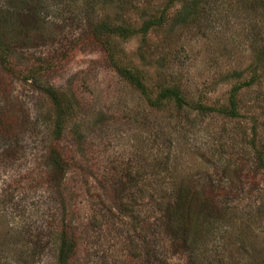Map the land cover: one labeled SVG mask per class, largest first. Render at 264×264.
Listing matches in <instances>:
<instances>
[{
    "label": "rangeland",
    "instance_id": "1",
    "mask_svg": "<svg viewBox=\"0 0 264 264\" xmlns=\"http://www.w3.org/2000/svg\"><path fill=\"white\" fill-rule=\"evenodd\" d=\"M40 1L39 15L13 17L0 0L1 25L24 46L0 62V264H59L63 219L80 235L76 264H264V0H201L194 13L193 0ZM161 15L112 42L140 89L90 24ZM28 71L76 97L59 140ZM175 87L181 105H151ZM53 147L69 162L64 180L51 175ZM179 188L200 206L185 235L162 205Z\"/></svg>",
    "mask_w": 264,
    "mask_h": 264
},
{
    "label": "trees",
    "instance_id": "2",
    "mask_svg": "<svg viewBox=\"0 0 264 264\" xmlns=\"http://www.w3.org/2000/svg\"><path fill=\"white\" fill-rule=\"evenodd\" d=\"M71 1V0H69ZM76 1V0H73ZM173 1H181V0H173ZM89 0L86 2V5L84 6L85 9L90 8V4L88 3ZM201 0H193L191 1L190 5L188 6L191 8V12L194 13L196 9L198 10L199 4ZM30 3V4H28ZM39 4L38 6H36ZM7 9H3L1 12H5L7 14L14 15L15 12L18 11H25L34 13L36 15H39L41 6L46 8L44 3L40 0L34 2V0H8L7 2ZM189 12V11H188ZM189 12V14H191ZM14 17V16H13ZM163 15H161L158 18H151L148 20H145L144 23L141 24L139 27H135L132 24L128 22L124 23H116L109 19H101L100 21L90 24V35H92L94 41L99 43L101 48H103L105 51L110 53L108 57L111 59V64L115 68V70L118 72V74L124 79L129 81L132 84H135L138 88L143 89V82H141V78L133 72L128 66L119 64L118 61H115L112 52V42H115L117 39H121L123 41L128 40L131 36L136 35L138 33H141L142 35H145L150 28H153L156 25L162 24ZM12 20H16L12 18ZM9 23L10 28H13L14 21ZM15 25V24H14ZM3 27L0 23V62L3 64L8 65L9 62L13 60L11 57L14 53L13 50L16 47H24L16 45L14 41H16L14 37V33H16L13 30V34ZM10 34H9V33ZM12 37V40H11ZM88 39V38H87ZM48 68V67H47ZM46 69V68H45ZM46 73V70L44 71ZM42 74L39 75L37 71L30 72L28 71V74L24 78V80L27 82L29 79H31V84L33 87L38 88L42 93H44L50 100V102L53 105L54 109V119H53V129L52 133L56 140H59L62 136V133L64 132V125L74 117L76 112V104L77 101H74V98H76L74 95L69 94V92L60 91L56 89L51 83L45 81L43 82ZM45 78L46 74H45ZM167 98H174V100L177 102L178 106L181 105V93L180 90L175 88H165L164 90H161L158 97L155 98L154 101H151L152 106L159 107L160 103L167 99ZM203 108V109H202ZM200 109L204 110L203 106L200 107ZM63 129V131H62ZM259 154L260 162L263 160V154ZM47 160L49 161L50 166L53 168L51 175L54 178H58V174L63 177V180L65 179L67 175V171L69 168V162L67 159H65L64 154H62L56 147L51 148L49 152L47 153ZM60 176V178H61ZM65 195L63 194V206L61 207L62 212H64V203H65ZM196 199V203H194ZM198 203V197L196 198L194 194H192V191L189 189L183 190L182 188H179L178 191H176V195L173 197L171 201L163 202V209L165 210L167 214V218L169 219V226L173 227L178 233L181 235H185L187 233L188 229L191 228V226L197 227L198 218L197 215L195 216L196 207L200 208ZM129 205L127 203H124V207H128ZM124 208V209H126ZM135 220V224H137L138 218H133ZM133 225V228L136 229L137 225ZM59 230L57 232L56 236V242H57V258L59 264H76V260L78 258L79 253V245H80V235L78 233V230L72 231L70 228L64 224L63 219V225L59 226Z\"/></svg>",
    "mask_w": 264,
    "mask_h": 264
}]
</instances>
